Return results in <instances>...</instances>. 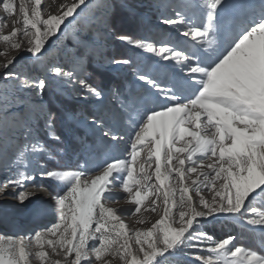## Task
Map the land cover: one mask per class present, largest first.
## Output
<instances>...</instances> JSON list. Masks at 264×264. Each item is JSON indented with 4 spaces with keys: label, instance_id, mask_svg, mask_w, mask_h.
<instances>
[{
    "label": "snow or ice",
    "instance_id": "obj_1",
    "mask_svg": "<svg viewBox=\"0 0 264 264\" xmlns=\"http://www.w3.org/2000/svg\"><path fill=\"white\" fill-rule=\"evenodd\" d=\"M0 4L7 25L8 17L17 11L16 5L13 0H0ZM40 5L41 0H20L19 21H11V31L0 35V41L11 49L30 53L36 59L43 55L46 42L67 18H74L82 5L87 6L86 0H75L66 8L61 5L59 14L45 18ZM111 7L105 0L100 20L105 31H114ZM196 7L200 13L198 21L184 12H176L177 19L162 21L165 25L186 27L182 35L191 38L190 46L180 48L167 41L155 43L119 36L121 41L159 57L157 65L160 61H175L183 73V84L161 79L155 70L138 76L145 90L142 103L131 109L137 117L132 123L126 157H109L96 166L95 174H90L92 170H48L38 165L30 171H18L17 178L0 184V194L29 184L44 187L40 181L45 180L54 181L60 188V192L49 193L59 222L29 237L37 247L34 255L40 264H107L104 258L109 255L119 257L121 264H165L185 250L198 264H264V201L257 199L264 194V0H260L258 8L250 6L239 24L227 27L222 23L224 0H201ZM18 22L22 27L15 26ZM18 36L27 38V47L23 40L16 39ZM16 58L10 57L0 65L3 78L42 94L44 80L21 78L12 70L10 66ZM52 71L69 80L75 75L60 67H53ZM76 82L89 94L102 95L85 79L77 78ZM188 89L190 95H184ZM0 101L8 103L7 90ZM51 119V114H46L49 128ZM96 124L94 120L93 126ZM3 125H7L6 116ZM99 128L103 129V141L123 139L114 134V126L109 127L104 121L99 122ZM22 133L24 139L11 156L7 144L0 146V161L12 160L18 168L29 169L31 157L46 150L35 141L30 129H22ZM180 142L181 146H177ZM146 146L147 153L138 163ZM205 160L209 162L206 164ZM189 174H195V179L186 185ZM153 175L158 182L155 185ZM218 178L222 180L223 192L217 188ZM115 180L120 181L128 200L135 205L133 215L140 213L144 201L152 196L147 208L155 212L158 203H162L159 218L149 227L130 228L117 215L119 209L107 204L113 196L110 186ZM200 183L215 190L211 200L199 195ZM190 189L198 194L201 208L189 194ZM33 196L31 191L22 190L17 199L23 204ZM217 214L248 226L253 234L257 232L255 226H259L262 248L238 244L230 234L217 239L201 231L202 221ZM137 222L147 221L142 218ZM24 241L23 236L0 235V264H30L32 253ZM46 248L62 255L63 261L51 260ZM200 252L206 254H197Z\"/></svg>",
    "mask_w": 264,
    "mask_h": 264
},
{
    "label": "rangeland",
    "instance_id": "obj_2",
    "mask_svg": "<svg viewBox=\"0 0 264 264\" xmlns=\"http://www.w3.org/2000/svg\"><path fill=\"white\" fill-rule=\"evenodd\" d=\"M74 2L75 0L66 1L65 8ZM200 2L201 0H108V3L112 5L110 13L115 24L114 31H105L100 24L104 15L105 0H86L87 6L82 5V10L78 9V14L74 13V18H67L60 30L49 38L47 42H50V45L42 49L43 55L39 59L31 54L21 55L20 53L15 56L17 58L14 65L10 66L21 78L27 76L36 82L44 80L45 88L40 95L30 89L19 87L12 80L4 79L2 75L4 70L0 68V79L5 80V83L0 84V97L7 90L9 102V105H5L0 101V108L6 107L0 115V128L3 126L6 116L7 124L11 127L3 139L5 141V139H11L14 136L17 138V142L12 145L5 143L9 156L24 139L22 129L23 132L30 129L35 141H39V144L43 145L46 150L31 157L29 169H25L23 166L18 168L12 160L7 163L0 161V184L8 179L17 178L18 171H30L32 167L38 165H43L48 170L83 172L92 170L90 174H95L96 166L102 165V162L109 157L116 156L121 159L126 157L128 152L125 149L128 147L132 135V123L137 117V112L131 109L135 104L142 103L141 97L145 90L144 83L138 79V76L144 71L155 70V74L159 75L161 79L175 80L183 84V73L175 61H160L157 65L155 61H159V57H155V54L126 41H121L119 36L126 35L133 40H146L155 43L167 41L180 48L190 46L193 43L191 38L182 35L187 30L186 27L165 25L162 21L168 18L177 19L176 12L193 15L198 21L200 13L196 5ZM49 3V0H41L42 13H45L46 16L59 14V12L50 10ZM259 4L260 0H224L223 25L227 27L239 24L244 19L247 9L250 6L258 8ZM0 8L3 7L0 5ZM55 37L57 39L53 41L52 39ZM0 53L4 52L0 49ZM0 56L4 58V54ZM116 60H129L131 63L118 65L113 63ZM53 67L74 72L75 75L69 80L56 75L52 71ZM94 70L99 73H94ZM77 78L85 79L87 83L100 90L102 95L96 97L86 90H82V86L76 82ZM190 91V89L183 91V94L188 95L186 94L188 92L190 95ZM10 97L14 102L8 99ZM14 108L17 110L11 113ZM46 114H51L50 128ZM94 120L97 121L95 127L93 126ZM100 121H104L109 127L114 126V134L123 137V139L114 142L111 141V138H108V141L101 140L103 129L99 128ZM25 125L27 128L24 127ZM182 143H178L177 146H181ZM146 153L147 146L141 153V157L138 158L139 162L143 160ZM208 162L205 160L206 164ZM154 167L153 163L152 168L154 169ZM206 171L211 170L206 169ZM194 179L195 174H189L186 176L185 184L191 185ZM200 180L203 181L204 177H200ZM40 183L45 186L37 188L29 184L26 187V189H32L36 195L23 204H19L20 207L17 208H11L12 205L9 203H16L18 200V189L14 188L11 193L0 195L2 200V204L0 203L2 205V207L0 206L2 212L0 214V234L7 235L2 227L11 224L12 214L19 215L20 213L24 223L39 216L43 217L44 221H52L51 224L59 222L58 217L54 216L55 208L49 193L61 190L54 181L45 180ZM152 183L154 185L158 183L155 181L154 175ZM221 183L222 180L218 178L216 180L217 188L223 192L224 190L220 188ZM110 187L113 196L107 201V204L119 209L117 215L130 228L149 227L162 214L163 204L158 203L155 212L148 209V205H146V213L150 212L149 214H151L147 218L143 217L141 212L133 215L135 205L128 200V193L123 191L120 181H113ZM199 187L201 189L199 195L211 200L215 190L210 185L206 186L205 183H200ZM35 188L44 194L43 203L46 202L49 207L42 208L44 205L42 202L41 204L36 203L41 201L43 196L38 194ZM189 194L196 200L197 207L201 208L195 190L190 189ZM179 195V190H177V200ZM152 199L154 197L150 196L145 201L151 202ZM216 199L219 200L220 197H216ZM257 199L264 201V194L258 196ZM35 204L40 205L35 207ZM142 207L143 205L141 209ZM40 208L42 209L40 210ZM142 218L146 219L145 224L137 222ZM255 227L257 232L253 234L248 226L234 223L230 217L217 214L215 218L209 217L203 220L200 230L217 239L230 234L237 238L238 244L260 250L262 243L259 238V226ZM11 231L17 233L19 227L14 225L11 227ZM46 250L51 260H61L62 258L61 261H63L62 255L57 256L51 252V249ZM197 254L205 255L206 253ZM104 259L107 264H121L119 257L109 255ZM165 264H198V261L185 250L170 257Z\"/></svg>",
    "mask_w": 264,
    "mask_h": 264
},
{
    "label": "bare ground",
    "instance_id": "obj_3",
    "mask_svg": "<svg viewBox=\"0 0 264 264\" xmlns=\"http://www.w3.org/2000/svg\"><path fill=\"white\" fill-rule=\"evenodd\" d=\"M30 1V0H29ZM50 1V3H49V6H50V10L52 11V12H59L60 13V11L62 10L61 9V5H64L65 4V2L66 1H68V0H49ZM13 2L15 3V5H16V9H17V11H16V13L15 14H13L12 16H9L8 17V23H7V25H5V22H4V17H5V13H4V11H3V8H0V35H3V34H6L7 32H9V31H11V29H12V27H13V24L11 23V21H13V20H17V21H19V3H20V0H13ZM1 6H2V4H0ZM65 6V5H64ZM3 7V6H2ZM44 16H45V18L47 17L46 16V14L45 13H42ZM16 27H21L22 25L18 22L16 25H15ZM16 39H20V40H23L24 41V47H27L28 45H27V38L26 37H23V36H18ZM57 38L55 37V38H53L52 40L54 41V40H56ZM49 40V39H48ZM48 45H50V42L48 43H46V45H45V47L46 46H48ZM45 47L43 48V49H45ZM0 49L5 53L4 54V58L2 57V56H0V63H5L6 62V60L7 59H9L10 57H13V56H16V55H18V54H20L21 53V55H28V54H30V53H27V52H23V51H20V52H17L16 50H13V49H11L8 45H6L5 44V42H3V41H0ZM5 49H7V51L5 52ZM1 83H5V80L4 79H0V84ZM8 86V85H7ZM13 91V90H12ZM185 93V92H184ZM186 94H188L189 95V93L188 92H186ZM11 102L13 101V98L12 97H10V98H8ZM14 102V101H13ZM7 105H9V102L7 103ZM11 106V105H10ZM6 109V107L4 108H0V115L2 114V112H4V110ZM17 109H12V111H11V113H13V112H15ZM0 124H1V121H0ZM10 125L9 124H7L6 126H1V128H0V134H1V137H0V145L2 146L3 144H5V143H9V145H12V144H14V143H16L17 142V138H16V136H14V137H12L11 139H5V141H4V139H3V137L5 136V134L8 132L7 130H9L10 129ZM18 130V129H17ZM141 162V161H140ZM138 163H139V161H138ZM153 169V168H152ZM150 171H151V169H150ZM5 176V175H4ZM4 176L2 177V179L4 178ZM28 186V185H27ZM11 190L12 189H10V190H7V194L8 193H11ZM19 191H22V190H26V191H31L32 193H34V195H36V193L35 192H33L32 191V189H26V188H19L18 189ZM35 191L36 192H38V194H40L41 196H43V198L41 199V201H38V202H36V203H40L41 204V202L43 203L44 202V199H45V197H44V194H42L39 190H36V188H35ZM38 194H37V196H38ZM1 196H3V195H6V194H0ZM2 202V200L0 199V203ZM150 203V201H145L144 203H143V207H142V209H141V213H143V217H149V216H151V214H149L148 212L146 213V210H145V208H146V205H148ZM2 204V203H1ZM10 205H12L11 206V208H17V207H20V205L19 204H21V202L19 201V200H17L16 201V203H12V202H10L9 203ZM40 204H35V207H37V205H40ZM44 204V203H43ZM1 207H2V205H0ZM44 206H48L47 204H46V202H45V204L42 206V208L44 207ZM0 207V208H1ZM49 207V206H48ZM42 208H40V210L42 209ZM0 214H2V212H1V209H0ZM33 214V213H32ZM11 215V214H10ZM12 216V222H11V224L9 225V226H7V225H5V227L3 226L2 228L4 229L3 231L4 232H7V235L8 236H12V237H15V238H18V237H20V236H23V237H25V246H26V249H27V251L29 252V253H32V256H31V259H30V264H40V261L35 257V255H34V253H35V251L37 250V247H36V245H35V243L32 241V240H30L29 239V237L30 236H33L34 235V233H35V231H39V230H41L42 228H45V227H50L51 226V222L50 221H48V220H46V221H44L45 219L43 218V217H38V218H35V219H30V221L29 222H26V223H24L23 221H22V216H21V214L19 213V215H15V214H12L11 215ZM54 216H57L56 215V212H55V214H54ZM33 218V217H32ZM28 219H29V217H28ZM53 224V223H52ZM14 225H17L18 227H19V231L17 232V233H14L13 231H11V227L12 226H14ZM0 235H3V234H0ZM6 235V236H7ZM47 249V248H46ZM61 260H62V258H61Z\"/></svg>",
    "mask_w": 264,
    "mask_h": 264
},
{
    "label": "trees",
    "instance_id": "obj_4",
    "mask_svg": "<svg viewBox=\"0 0 264 264\" xmlns=\"http://www.w3.org/2000/svg\"><path fill=\"white\" fill-rule=\"evenodd\" d=\"M94 73H99V71L98 72H95V70H94Z\"/></svg>",
    "mask_w": 264,
    "mask_h": 264
}]
</instances>
